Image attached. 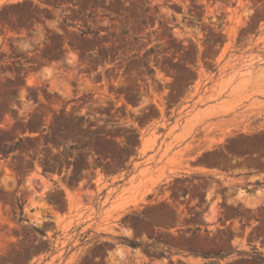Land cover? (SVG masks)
Returning <instances> with one entry per match:
<instances>
[{
  "label": "rangeland",
  "instance_id": "374dc122",
  "mask_svg": "<svg viewBox=\"0 0 264 264\" xmlns=\"http://www.w3.org/2000/svg\"><path fill=\"white\" fill-rule=\"evenodd\" d=\"M0 264H264V0H0Z\"/></svg>",
  "mask_w": 264,
  "mask_h": 264
},
{
  "label": "crops",
  "instance_id": "0c3cea01",
  "mask_svg": "<svg viewBox=\"0 0 264 264\" xmlns=\"http://www.w3.org/2000/svg\"><path fill=\"white\" fill-rule=\"evenodd\" d=\"M192 161L194 160H191L190 163H192ZM184 172H189V173H201V174H215V171L212 167H206V166H196V165H190L189 166V169H183ZM170 175V174H168Z\"/></svg>",
  "mask_w": 264,
  "mask_h": 264
},
{
  "label": "trees",
  "instance_id": "16d2710c",
  "mask_svg": "<svg viewBox=\"0 0 264 264\" xmlns=\"http://www.w3.org/2000/svg\"><path fill=\"white\" fill-rule=\"evenodd\" d=\"M129 244H130L132 247H134V248L140 246V244H138V243H136V242H133V241H129Z\"/></svg>",
  "mask_w": 264,
  "mask_h": 264
},
{
  "label": "bare ground",
  "instance_id": "6f19581e",
  "mask_svg": "<svg viewBox=\"0 0 264 264\" xmlns=\"http://www.w3.org/2000/svg\"><path fill=\"white\" fill-rule=\"evenodd\" d=\"M31 83V82H30Z\"/></svg>",
  "mask_w": 264,
  "mask_h": 264
}]
</instances>
